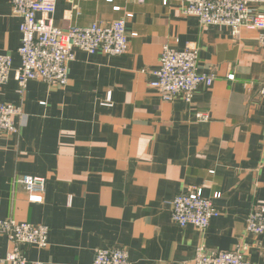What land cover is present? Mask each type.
<instances>
[{"label":"crops","instance_id":"0c3cea01","mask_svg":"<svg viewBox=\"0 0 264 264\" xmlns=\"http://www.w3.org/2000/svg\"><path fill=\"white\" fill-rule=\"evenodd\" d=\"M67 30L127 19L123 55L75 49L68 83L31 80L24 94L12 71L0 103L21 108L18 132L0 134V218L45 225L49 245H21L28 264H94L99 248H125L132 264H191L200 245L264 264V234L247 218L264 206V47L260 32L203 26L177 0H54ZM264 12V4L253 6ZM22 19L0 0V54L21 64ZM133 34H137L133 36ZM196 47L212 73L193 100L166 101L150 86L163 47ZM204 114L206 119H200ZM46 178L45 201H28L23 175ZM193 189L220 215L206 230L175 223L170 201ZM12 244L0 236V264Z\"/></svg>","mask_w":264,"mask_h":264},{"label":"built area","instance_id":"2783aa9c","mask_svg":"<svg viewBox=\"0 0 264 264\" xmlns=\"http://www.w3.org/2000/svg\"><path fill=\"white\" fill-rule=\"evenodd\" d=\"M143 1V0H140ZM183 14L196 16L203 26H226L235 35L242 28L260 32V43L264 47V12L253 10V6L264 4V0H177ZM13 14L22 19V41L18 49L21 64L14 68L10 54H0V85L6 84L14 71L18 92L24 94L31 80H39L49 85L65 86L68 83V69L75 59V49L87 53L102 52L108 56L123 55L128 52L130 38L127 34V19L120 18L111 24L90 26H70L67 30L54 24L56 3L54 0H11ZM137 34H133L136 36ZM196 47L176 50L165 45L160 65L154 71L155 79L150 86L157 89L164 100L172 101L178 96L186 101L193 100L200 85L212 86L215 75L199 71V54ZM264 98V82L259 89ZM22 115L20 107L11 103H0V134L18 132L16 117ZM206 119L204 114H198ZM21 182L31 203L45 201L46 178L23 175ZM171 215L175 223L182 227L191 225L206 230L220 210L214 201L202 195L198 189L178 194L170 202ZM247 231L254 236L264 234V206H257L247 218ZM49 228L0 218V236L8 238L12 244L6 260L10 264H28V258L21 245L46 248L49 245ZM247 244H238L230 250L209 249L200 245L191 264H255L246 256ZM35 264H42L36 262ZM94 264H132L125 248H99L95 252Z\"/></svg>","mask_w":264,"mask_h":264}]
</instances>
